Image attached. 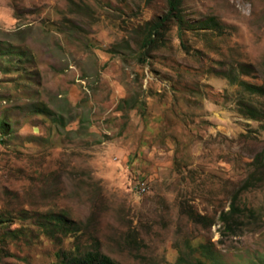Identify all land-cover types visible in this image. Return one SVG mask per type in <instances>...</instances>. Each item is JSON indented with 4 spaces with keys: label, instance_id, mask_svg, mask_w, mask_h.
<instances>
[{
    "label": "rangeland",
    "instance_id": "374dc122",
    "mask_svg": "<svg viewBox=\"0 0 264 264\" xmlns=\"http://www.w3.org/2000/svg\"><path fill=\"white\" fill-rule=\"evenodd\" d=\"M169 1L0 0V264H264V0Z\"/></svg>",
    "mask_w": 264,
    "mask_h": 264
},
{
    "label": "trees",
    "instance_id": "16d2710c",
    "mask_svg": "<svg viewBox=\"0 0 264 264\" xmlns=\"http://www.w3.org/2000/svg\"><path fill=\"white\" fill-rule=\"evenodd\" d=\"M170 11L169 16L177 18L180 20L179 14L177 12V6L174 4L173 0L169 1ZM174 15V16H173ZM167 19L164 17L163 21ZM245 88L249 93L261 94V88L251 84H245ZM240 110L246 115L257 118L264 115L263 112L258 110L252 103L242 102L239 104ZM249 183V180H248ZM238 194H233L229 207L224 210L219 215L220 231L222 235H233L242 229L245 218H254V211L249 208H241L238 203ZM182 212L193 222L202 225H208L212 221L205 215L197 213L193 210L191 206L183 207ZM247 212V213H245ZM87 228V227H86ZM81 231V230H80ZM87 232L89 230H86ZM205 247L202 245V248ZM66 264H116V262L107 254L103 253L100 249L99 242L94 236H90V242L83 248H75L65 254ZM174 264H181V260H178ZM198 264H205L201 260H198ZM210 264H219L218 260H213Z\"/></svg>",
    "mask_w": 264,
    "mask_h": 264
},
{
    "label": "bare ground",
    "instance_id": "6f19581e",
    "mask_svg": "<svg viewBox=\"0 0 264 264\" xmlns=\"http://www.w3.org/2000/svg\"><path fill=\"white\" fill-rule=\"evenodd\" d=\"M144 185V184H143ZM142 188H144V186H142Z\"/></svg>",
    "mask_w": 264,
    "mask_h": 264
}]
</instances>
